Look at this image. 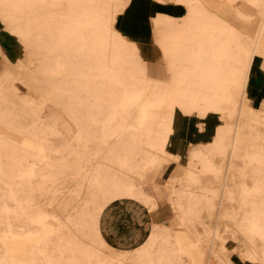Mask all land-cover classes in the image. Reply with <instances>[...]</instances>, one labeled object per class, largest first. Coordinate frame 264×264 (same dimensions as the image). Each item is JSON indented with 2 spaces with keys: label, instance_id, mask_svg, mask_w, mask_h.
Listing matches in <instances>:
<instances>
[{
  "label": "bare ground",
  "instance_id": "bare-ground-1",
  "mask_svg": "<svg viewBox=\"0 0 264 264\" xmlns=\"http://www.w3.org/2000/svg\"><path fill=\"white\" fill-rule=\"evenodd\" d=\"M129 1L0 0L3 28L17 35L23 47V54L12 59L0 46V117L19 128L23 119L31 121L28 127L37 131L47 121L68 152L57 170L51 166L55 156L34 133V139L23 141V157L7 160L15 173L11 177H16L17 168H26L27 178L35 182L29 186L28 181L30 196L25 199L36 215L25 219L17 213L16 186L13 192L12 184L4 181L7 202L13 205H5L0 214L4 250L0 264H234V254L248 264H264V203L256 196L252 203L246 200L263 176L252 162V151L264 148V98L255 106L246 83L256 55L261 57L259 69L264 73V0H164L181 2L186 8L190 3L222 19L221 28L214 30L200 22L197 31V20L185 18L196 35L207 37L197 42L206 72L199 85L205 90L197 94L203 101L189 109L173 101L168 83L164 88L157 84L174 71L172 59L183 53L184 61H189L182 45L159 41L164 33L180 35L172 29L174 17L157 14L152 18V35L160 53L145 62L138 53L143 44L120 37L113 27ZM192 9L196 18L197 10ZM80 24L94 28L92 41H86ZM229 24L235 28L231 30ZM87 36L91 38V30ZM130 54L143 65L142 70L133 66ZM110 76L117 80L106 97ZM16 80L27 84L29 95L16 91ZM49 103L57 105L74 125V138L61 131L57 118L43 116V107ZM175 104L201 118L214 113L222 123L214 132L209 123L205 134L209 139H194L188 151L191 159L207 153V172L217 185L194 193L187 190L185 195L184 188L170 186L176 217V225H171L145 219L142 203L152 209L157 203L143 184L177 156L166 154V134L159 145L162 155L151 150L153 143L148 144L153 151L149 157L134 154L133 148L146 123L170 132ZM133 115L134 122L128 123ZM130 131L137 133L126 143L118 140ZM117 145L127 150L118 151ZM40 164L46 170H38ZM0 176L9 178L1 165ZM184 178L193 183L197 173L185 170ZM60 179L68 181L57 193L50 185ZM4 194L0 192V201ZM103 232L111 236V242Z\"/></svg>",
  "mask_w": 264,
  "mask_h": 264
},
{
  "label": "rangeland",
  "instance_id": "rangeland-1",
  "mask_svg": "<svg viewBox=\"0 0 264 264\" xmlns=\"http://www.w3.org/2000/svg\"><path fill=\"white\" fill-rule=\"evenodd\" d=\"M115 0H108L109 3H113ZM192 6L197 10V16L194 18L192 14ZM242 12V11H241ZM200 13V17H199ZM157 14H165L174 17V21H172V29L176 32H181L180 35L170 36L168 33H164L161 35V39L159 41H171L176 42L178 45H182L185 48V55L189 56V61H184V55L182 53L177 58L172 59L173 64V72L170 73V77L167 79H160L158 87L164 88L165 85L168 83L170 85V92L173 101H177L178 104H185V106L189 109L192 108L195 102L203 101V96H197L198 92H204L205 89L199 88V85L203 83L201 81V76L205 75V68L200 64L201 57L198 56L197 42L201 43L207 39L206 36H200L195 34V30L192 29L191 24H188L185 20L186 16L188 17V22L197 20V31H200L201 25L200 22H204L205 24H210L216 28H221L222 19L217 17L213 12H209L205 8H201L199 6L188 4V8L181 2H166L164 0H130L125 7V9L116 16V20L114 21V30L117 35L120 37L129 40V38L137 40V43H142L143 46L138 50L141 58L145 60V62L152 61L155 57L159 56V46L158 41L153 38L152 35V18ZM243 14V12L241 13ZM240 16V15H237ZM231 30L234 25L228 26ZM81 33L87 39L86 41H92V37L94 35V28L90 25L80 24ZM187 29V30H186ZM91 30V38H87V34ZM113 34V33H112ZM171 37H174V41ZM186 38V41H185ZM170 39V40H169ZM196 45V47H195ZM0 46L3 52H7L10 58H14V56H21L23 54V47L22 43L20 42L17 35L13 34L7 29L3 28V24L0 21ZM195 47V51L194 50ZM197 51V52H196ZM196 52V53H194ZM133 66L138 67L142 70L143 65H139L137 63L136 57L130 54L128 58ZM261 61V57L255 56L251 67L247 72V83L246 87L248 92L250 93L249 96L256 104L255 106L260 105V101L264 98V73H261L259 69V63ZM111 75V73H110ZM179 76V79L176 78ZM121 78L127 79V82L131 83L128 79L129 77L122 76ZM159 78V77H158ZM109 82L111 83V87L108 91L104 93L106 97H110V91L114 86V82L117 80L110 76ZM16 87V91L21 93L22 96H27L30 93V90L27 84L23 83L22 81L16 80L13 84ZM105 86V85H103ZM96 88L93 87L92 90ZM121 94L123 93L122 90L119 91ZM104 100H110L109 98ZM107 106V104H105ZM174 106V113L172 115V121L169 125L170 132H166L164 129L159 130L157 126H152V128H147L150 126V123H146L144 126V130L140 132L141 136H139V141L135 142V153H140V155H144L145 157H149L151 152L148 149V144L153 143L154 150L158 153V155H162L160 153L159 145L161 144L162 139H164V135L166 134V145L165 150L166 154L177 156V159L173 158L170 160L169 163L164 164L159 170L155 173V176L152 179H146L145 183L143 184V188L147 194H151L152 197L156 200L157 206L155 209L151 208V205L143 204L142 207L144 209V213L146 214L145 219L149 221H153L155 223L160 222H167L171 225H176L175 219L176 217L172 213V205L170 203L169 193H171L172 188L180 190L184 188L183 195L186 194V191H192L193 193L196 190L202 188L213 187L217 185V181L215 178L210 177L208 174V167L206 164L209 161V157L205 152L204 155L201 153V159H192L190 158V154L188 151L191 147V143L194 142V139L197 140L200 138L202 141L208 140L209 137L205 134L207 133L206 126L211 123L213 127V132L215 131L216 127H219L222 123V120L219 119V116L214 113H208L205 117L201 118L197 115L196 112L192 111H183L180 108V105H173ZM156 114L160 115L163 113L162 111H155ZM43 116L44 115H52L57 118L58 124L63 128L61 130L64 134L68 136V138H74L76 129L71 121L67 118V116L60 110V108L55 104H45L43 107ZM167 111L164 113V116H167ZM131 116V115H130ZM128 117V123L134 122L135 115L132 117ZM23 117V116H22ZM131 118V119H130ZM31 121L22 120L21 126L18 127L17 125H10L7 124L6 121L0 117V165L3 171H8L9 178L4 179L0 176V192H5L4 196L2 195L0 201V214L3 212V207L5 205L12 204L7 202V185L4 184V181H9L12 184V191L15 192L16 186V193L17 196L20 197L18 210L17 213L22 215L23 218L28 219L30 217L35 216L36 214L32 213L29 210V204L26 203V196H30V194H26L28 189V181L26 175V168L19 169L17 168L16 177L12 176L11 169V162H8L10 158H15L17 156L23 157L20 151L23 149L22 144L25 138L32 137V134L37 133L39 137L43 138L45 143L48 145L47 148L51 152V155H54L55 158L51 161V166H56L57 170H59V166L61 162H64L67 159L66 148L61 141V136L56 131L49 130L48 122L44 121L46 126L40 128L39 131L28 127V124ZM23 126H27L28 129L23 128ZM150 126V127H151ZM137 132H126L122 136H118L119 139H124V143ZM220 133L223 135L225 134L224 128H221ZM121 134V132H120ZM34 139V138H33ZM211 141V140H210ZM140 142V143H139ZM141 147H140V145ZM220 146L219 144H217ZM203 148V147H202ZM103 148L100 147V150ZM118 151H126L127 148H123L120 145L115 147ZM154 152V153H155ZM124 153V152H121ZM227 155V152H224V156ZM264 155V148H254L252 151V162L256 166H259V170L263 172L260 178V183L255 186L254 195L250 197H246L247 203L253 202L255 196L257 199H261L264 203V160L262 158ZM55 163V164H54ZM46 165L40 164L38 170L44 171ZM253 169V168H252ZM190 170L197 173V178L194 179V182L191 183L189 180L184 178V171ZM255 170V167H254ZM15 176V173L13 174ZM57 177H62V175L58 174ZM68 178H74V175H70ZM59 183L50 185L56 187L57 193L61 191L67 185V179L63 180L60 179ZM185 180V181H183ZM17 182V184H16ZM29 186H34L35 182L29 181ZM57 185V186H55ZM253 187V185H252ZM55 196V195H53ZM5 200H4V199ZM18 199V198H17ZM51 200V199H50ZM35 213H37L35 211ZM176 227V226H174ZM90 235L92 231L89 232ZM146 233L142 232V236ZM104 238L111 242L110 238ZM146 236V235H145ZM144 236V237H145ZM143 237V238H144ZM3 247L0 246V258L3 255ZM91 253V252H90ZM234 264H248L246 261L242 260L238 255L234 254L232 256Z\"/></svg>",
  "mask_w": 264,
  "mask_h": 264
},
{
  "label": "crops",
  "instance_id": "crops-1",
  "mask_svg": "<svg viewBox=\"0 0 264 264\" xmlns=\"http://www.w3.org/2000/svg\"><path fill=\"white\" fill-rule=\"evenodd\" d=\"M262 73V72H261ZM107 221V220H106ZM104 234H105V237H108V238H110L111 239V236H109V235H107L105 232H103ZM145 235H143L142 237H144ZM142 237H141V239H142Z\"/></svg>",
  "mask_w": 264,
  "mask_h": 264
}]
</instances>
